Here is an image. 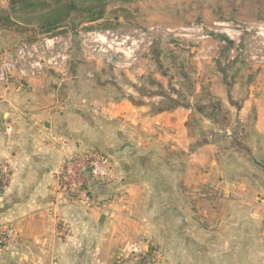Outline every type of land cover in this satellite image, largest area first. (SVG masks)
Segmentation results:
<instances>
[{
	"label": "crops",
	"instance_id": "0c3cea01",
	"mask_svg": "<svg viewBox=\"0 0 264 264\" xmlns=\"http://www.w3.org/2000/svg\"><path fill=\"white\" fill-rule=\"evenodd\" d=\"M168 50L124 66L79 51L0 85V264H264V66L179 74ZM91 150L113 180L91 181L92 207L62 204L65 161Z\"/></svg>",
	"mask_w": 264,
	"mask_h": 264
},
{
	"label": "rangeland",
	"instance_id": "374dc122",
	"mask_svg": "<svg viewBox=\"0 0 264 264\" xmlns=\"http://www.w3.org/2000/svg\"><path fill=\"white\" fill-rule=\"evenodd\" d=\"M41 1L45 4L38 7V12L48 4L54 5L58 0ZM61 1L65 3L67 0ZM77 1L81 5L92 4L97 9L103 6V17L88 21L87 12L73 13L56 31L42 33L37 28L36 15L26 13L23 17L26 20L22 24L27 28L25 32H19L18 27H0V53L13 51L22 42H37L45 46L49 41L54 46V51L64 50L69 55L65 65V71L68 72L72 59L79 57L77 52L80 51L88 58L99 57L111 63L108 61V54L101 50H119L122 45L112 44V40L121 42L126 36L135 35L136 40L140 41L131 48L134 50L117 54L112 64L124 66L138 63L140 58L152 56L154 50L163 45L170 49L168 57L175 62V71L179 74L191 72L193 58L198 62H207L219 55L229 64L241 60L264 66L253 58L256 47H260L264 41V0ZM9 7L10 0H0V9L8 10ZM197 26H204L206 32L209 28L215 30H210V38L197 39L198 35L191 36V29ZM141 33H144L143 36ZM97 34H101L99 37L102 42L98 44L101 48L96 47L93 41V36ZM95 151L106 155L99 150ZM180 185L187 186L185 183ZM182 202L191 206V191L184 194Z\"/></svg>",
	"mask_w": 264,
	"mask_h": 264
},
{
	"label": "built area",
	"instance_id": "2783aa9c",
	"mask_svg": "<svg viewBox=\"0 0 264 264\" xmlns=\"http://www.w3.org/2000/svg\"><path fill=\"white\" fill-rule=\"evenodd\" d=\"M210 30L215 29L209 28L208 32H206L204 26L193 27L191 29V36L198 35L197 39L204 40L210 38ZM143 34L141 33L140 35L143 36ZM236 34L239 35L240 33ZM99 36L101 34L93 36V41L96 47L101 48V46H98L102 42ZM138 41L140 40H136L135 35H128L121 42L112 40V44L122 45L119 50L110 51L104 49L101 51L108 54V61L112 63L115 61L114 57L117 54L129 53L128 50L137 45ZM133 50L131 49V51ZM255 50L254 60H257L260 64H264V41ZM68 60L69 55L64 50L54 51V46L49 41L46 42L45 46L37 42H22L13 51L8 50L0 53V85L8 84L13 77H18L21 80L38 77L46 69L56 71L66 70L65 65ZM10 175L11 169L9 163L0 160V184L6 185ZM113 178L114 174L109 167V158L106 155L100 154L95 150L85 153H75L63 165L60 175L61 196L59 200L64 205L81 202L87 207H92L96 205V200L91 191V181L109 183ZM13 236L12 228L0 225V248L7 241V237L11 238Z\"/></svg>",
	"mask_w": 264,
	"mask_h": 264
},
{
	"label": "trees",
	"instance_id": "16d2710c",
	"mask_svg": "<svg viewBox=\"0 0 264 264\" xmlns=\"http://www.w3.org/2000/svg\"><path fill=\"white\" fill-rule=\"evenodd\" d=\"M41 0H10V7L7 10L0 9V27L12 29L18 27L19 32H25L26 27L22 26L23 20H26L24 14H34L38 18L37 28L42 33H51L56 31L73 13L87 12L88 21H96L103 17V6L95 8L92 4L81 5L77 0H58L54 5H46V8L38 12V7L44 5ZM212 110L220 111V104L212 102ZM224 121L227 120L223 117ZM5 185L0 184V191Z\"/></svg>",
	"mask_w": 264,
	"mask_h": 264
}]
</instances>
